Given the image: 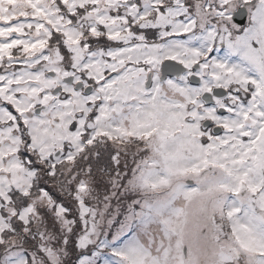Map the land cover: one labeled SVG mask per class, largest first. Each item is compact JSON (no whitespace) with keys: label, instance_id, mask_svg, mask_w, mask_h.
<instances>
[{"label":"snow or ice","instance_id":"1","mask_svg":"<svg viewBox=\"0 0 264 264\" xmlns=\"http://www.w3.org/2000/svg\"><path fill=\"white\" fill-rule=\"evenodd\" d=\"M0 264H264V0H0Z\"/></svg>","mask_w":264,"mask_h":264}]
</instances>
